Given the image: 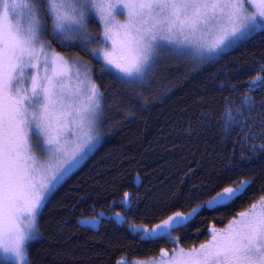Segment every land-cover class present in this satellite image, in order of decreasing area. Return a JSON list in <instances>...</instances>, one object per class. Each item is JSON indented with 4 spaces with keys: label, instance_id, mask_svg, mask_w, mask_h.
<instances>
[{
    "label": "snow or ice",
    "instance_id": "obj_1",
    "mask_svg": "<svg viewBox=\"0 0 264 264\" xmlns=\"http://www.w3.org/2000/svg\"><path fill=\"white\" fill-rule=\"evenodd\" d=\"M93 14L102 35L97 47L82 51L130 90L147 84L163 53L203 63L253 38L258 29L264 33V0H0V264H29L28 244L39 235L45 202L98 139L103 94L88 71L80 78L79 68L77 85L69 88L71 67L46 51L52 42L67 44L71 35L91 41ZM258 71L264 73V66ZM249 91L264 92V74L251 80ZM250 100L243 97V104L253 110ZM226 115L227 133L240 125L230 109ZM35 150L47 157L45 163ZM249 187L248 181L223 187L206 205L230 207ZM197 212H176L151 229L138 225L133 231L142 240L170 238ZM238 216L207 244L174 251L163 264H264V203Z\"/></svg>",
    "mask_w": 264,
    "mask_h": 264
},
{
    "label": "trees",
    "instance_id": "obj_2",
    "mask_svg": "<svg viewBox=\"0 0 264 264\" xmlns=\"http://www.w3.org/2000/svg\"><path fill=\"white\" fill-rule=\"evenodd\" d=\"M15 23V21H13ZM201 67L168 64L154 86L122 88L100 63L68 42L52 47L91 62L104 96L103 139L97 150L55 190L38 218V237L28 244L29 264H118L152 259L177 243L205 241L210 223L231 220L264 197V92L249 91L264 66V33ZM47 42V41H46ZM84 57V58H85ZM255 105L249 110L243 97ZM239 127L226 133L231 123ZM250 182L227 208L206 205L223 187ZM130 195L126 209L121 200ZM124 212L126 223L98 212ZM187 226L170 238L142 240L134 226L153 227L176 212ZM86 219H89L86 221Z\"/></svg>",
    "mask_w": 264,
    "mask_h": 264
},
{
    "label": "rangeland",
    "instance_id": "obj_3",
    "mask_svg": "<svg viewBox=\"0 0 264 264\" xmlns=\"http://www.w3.org/2000/svg\"><path fill=\"white\" fill-rule=\"evenodd\" d=\"M117 20L120 22V23H124L125 22V16L123 15H120V16H117ZM94 21V22H93ZM259 31V29L257 30ZM256 31V32H257ZM88 32L91 34V37H92V40L91 41H87V40H84L82 38H78L76 37L75 35H71L69 37V40L68 42L72 43L73 41L76 42L75 45H78V46H82L83 48L84 47H97L98 46V39L101 37L102 35V26L100 25V22L98 20V18L95 17V15L93 14V17L92 19L89 21V26H88ZM254 34V33H253ZM252 34V35H253ZM238 45V44H237ZM106 47H111V42L109 41L107 45H105ZM39 47V46H38ZM235 47V46H234ZM233 48V47H232ZM232 48H229V49H226V51L232 49ZM47 51V54L48 56L51 58L53 55H55L56 53L59 54V60L60 61H64L66 62V64L64 65L65 68L67 67H71L72 71H71V74L70 76L68 77V79L66 80V84L68 85L69 88H73L77 85V73H76V69L79 68L80 69V78H83V74L85 71H88L90 77H91V82L94 83L99 91L101 92L100 90V87L97 83V81L94 79V76H93V67L91 66V62L88 61V59L85 57H82L81 54H69V52H61L55 48H51V49H46ZM223 54V53H222ZM220 56H217L211 60H207L203 63H197L195 61H193L192 59L190 58H180V57H177V56H174V55H171L169 53H163L161 56H160V61L159 63L157 64L156 68L154 69V72H153V75L151 77V79L147 82L148 84H152L153 86L155 84L158 83V81L162 78L163 74L162 71H167V69L169 68L168 67V64H172V63H178V64H183L187 67H201L203 64H206V63H209L211 61H214L216 60L217 58H219ZM43 60V57H41V61ZM31 71V69L29 70ZM40 75L43 76L44 75V71L43 69L41 68L40 70ZM102 93V92H101ZM102 106H103V102H102ZM103 139V127H102V124L99 128V136H98V139L96 140L94 146L91 148V150L87 153L86 156H84V158L80 161V163L74 168L72 169V171L70 173H68L56 186V188L71 174L73 173L75 170H77L94 152L95 150H97V148L99 147L100 143H101V140ZM34 154L35 156L37 157L38 161L40 163H45L47 161V157L42 155L38 150H35L34 151ZM122 204L124 205V207L126 209H129L133 203V200L130 198V195H127V197H124L122 200H121ZM46 203V202H45ZM262 203H264V201L262 200H258L257 202H255L254 204L257 205V207H259ZM252 210V206L250 207V209L246 210V211H251ZM42 211V210H41ZM121 214L123 216H125V213L124 212H115V210L112 208L110 213H106V212H103L102 214L104 215L103 217H113L115 214ZM102 214L100 212H98L96 214V217L93 218L91 221H90V225H99V220L100 218H103L102 217ZM239 218V216H237ZM236 217V218H237ZM39 218V217H38ZM234 220V219H233ZM230 221L225 227H223L222 231L223 230H226L230 225L231 223L233 222ZM144 228L146 229H151L152 227H149V226H143ZM154 227V226H153ZM177 246L174 248V251H179L180 249H183L185 252H188V251H192L193 248H185L181 245H178L176 244ZM204 245V244H202ZM200 247H196L195 249H199ZM166 250H168L169 252L171 251L169 248H164ZM173 251V252H174ZM172 252V253H173ZM172 253L171 255L169 256V258H165L163 257L162 255H158L152 259H148V260H143V261H137L138 264H163V262L165 260H170L171 257H172Z\"/></svg>",
    "mask_w": 264,
    "mask_h": 264
},
{
    "label": "flooded vegetation",
    "instance_id": "obj_4",
    "mask_svg": "<svg viewBox=\"0 0 264 264\" xmlns=\"http://www.w3.org/2000/svg\"><path fill=\"white\" fill-rule=\"evenodd\" d=\"M250 209V208H249ZM248 210V209H247ZM246 211V210H245ZM239 214V213H238ZM238 214L235 216V217H233L231 220H229V221H227V222H224L223 223V221L222 220H218V221H213V222H211L210 223V226H209V229H208V234H207V236H206V239H205V241H203V242H201V243H198V244H195V245H192V246H190V247H186V246H184V245H182V244H180V243H177L178 245H181V246H183V247H185V248H193V249H195L196 247H200L202 244H207L209 241H210V239H211V234L213 233V232H216V233H219V232H221L222 231V229H223V227H225L230 221H232L233 219H238ZM96 216H93V217H91V219H93V218H95ZM237 217V218H236ZM103 218H105V217H103ZM103 218H100V220H99V225L101 224V220L103 219ZM90 224V223H89ZM98 225V226H99ZM94 226H96V225H94ZM177 246V245H176ZM175 246V247H176ZM175 247H173V248H169L171 251L169 252V256L171 255V253L174 251V248ZM169 256L168 257H165V258H169Z\"/></svg>",
    "mask_w": 264,
    "mask_h": 264
},
{
    "label": "water",
    "instance_id": "obj_5",
    "mask_svg": "<svg viewBox=\"0 0 264 264\" xmlns=\"http://www.w3.org/2000/svg\"><path fill=\"white\" fill-rule=\"evenodd\" d=\"M101 214H102V213H101ZM103 216H104V215L102 214V217H103ZM113 218H114L119 224H122V223H123L122 221H125V216H123V215H121V214L118 215V213L115 214V215L113 216ZM88 220H89V219H86V221H88ZM89 221H91V220H89ZM162 252L168 254L167 256H163V257H168V256H169V251H168V250H166V249L161 250V251H160V255H162ZM121 261H123V264H128V262L125 261V260H120L119 262H121Z\"/></svg>",
    "mask_w": 264,
    "mask_h": 264
}]
</instances>
